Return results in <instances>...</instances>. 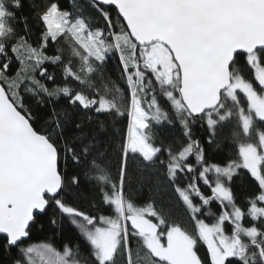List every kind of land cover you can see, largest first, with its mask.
<instances>
[{
    "label": "snow or ice",
    "instance_id": "obj_1",
    "mask_svg": "<svg viewBox=\"0 0 264 264\" xmlns=\"http://www.w3.org/2000/svg\"><path fill=\"white\" fill-rule=\"evenodd\" d=\"M100 4L114 6L115 17ZM20 6V0H0V57L7 58L0 64V234H5L9 247L19 248L16 264H88L79 246L59 250L40 242L21 247L38 215L50 205L80 230L95 264H118L121 257L124 264H206L198 254L201 243L209 264H264V0H97L94 6L104 19L103 27H93L82 15L73 17L53 0L38 13L44 25L39 47L17 37L11 9ZM61 37L80 61L76 70L71 61L64 65L65 79L71 77L85 88L93 86L100 71L97 65L118 52L130 103L125 104L124 89L114 82L110 88L104 85L103 94L96 88L91 96L68 86L49 89L37 79V71L41 77L47 73L41 67L44 62L62 61V55L44 52L49 40ZM13 40L11 51L20 68L10 76L8 47ZM22 85L34 96L64 95L84 109L127 114L118 179L111 175L103 153L91 160L93 178L111 215H90L64 201L69 181L61 164L66 165L69 157L81 163L91 146L77 151L64 140L55 109L47 127L35 126ZM161 99L170 105L188 139L176 151L166 149L167 162L160 160L164 150L151 134L153 123L172 122ZM197 119L206 121L212 136L218 127L234 121L237 158L225 165L208 163L200 142L192 139L190 125ZM130 155L166 167L168 181L190 214L191 231L169 220L155 200L138 204L125 191ZM192 155L198 167L187 163ZM241 169L259 186L246 211L237 205L231 188ZM185 173L195 175L181 187L177 181ZM200 180L210 195L201 191ZM70 183L78 184V178L72 176ZM214 201L221 205L219 215L211 211ZM246 217L251 218L249 226Z\"/></svg>",
    "mask_w": 264,
    "mask_h": 264
},
{
    "label": "trees",
    "instance_id": "obj_2",
    "mask_svg": "<svg viewBox=\"0 0 264 264\" xmlns=\"http://www.w3.org/2000/svg\"><path fill=\"white\" fill-rule=\"evenodd\" d=\"M51 2L53 0H20L21 6L11 9L16 17L13 26L16 28L17 37L26 38L28 43L34 47L41 45L44 25L39 19L38 13L42 12ZM55 2L62 10L68 11L73 17L78 14L82 15L91 22L93 27L104 26V19L94 6L97 2L93 0H55ZM99 7L115 17V8L102 4ZM15 42V40L10 41L8 47V58H11V63L7 74L10 76L15 75L20 68L16 54L11 51V45ZM44 52L48 56L62 55V61L59 63L46 61L41 65L42 68L47 69L44 77L39 75V71L36 73V78L47 85L49 89L57 86H68L73 91L84 90L89 95L94 96L96 95V88H99L101 94H103L104 85L107 84L110 88L112 82H114L124 89L125 104L130 103V93L122 76L118 52L109 53L104 64L102 66L97 65L100 71L94 75V83L91 88H85L71 77L65 79L64 65L71 61L73 69L76 70L80 66V61L71 55L69 42H66L63 37L55 42L49 40ZM6 59L0 57V64L5 62ZM48 75H51L52 79H47ZM23 87L24 85L21 86V95L24 96L26 104L35 117V126L47 127L48 122L52 119V111L55 109L62 119L64 140L70 146L76 147L77 151L85 145L91 146L89 155L82 158L81 163L77 164L69 157L66 165L63 162L61 164V170L66 176V180L69 181L63 192L64 201L68 205L90 215H111L112 209L104 202L101 186L93 178L91 160L98 158L99 153H103V158L111 175L113 178L118 179L122 158L121 145L126 137L129 124L127 114L118 116L114 112L98 113L94 108L84 109L78 103L72 104L67 96L61 95L59 99L48 98L43 93L34 96L23 91ZM160 103L169 112L172 122L153 123L151 134L154 143L164 150L160 154V160L167 162L169 158L166 149L171 147L173 151H176L185 145L188 139L184 134L183 125L178 118L174 117L170 105L164 99H161ZM190 127L192 139L200 142L208 163L225 165L231 159L237 158L234 151L233 132L236 131L234 121L218 127L215 136H212L206 121L203 119H197ZM210 137L211 143H209ZM187 163L198 167L195 155L189 156ZM166 171V167L159 162L155 165H148L140 157L130 155L127 163L125 191L138 204H145L150 199L155 200L157 208H162L169 220L180 223L191 231L193 222L190 219V214L178 193L175 192L173 184L168 181ZM193 175L195 173L181 174L177 182L183 187L191 180ZM72 176L78 178V184L70 183ZM197 183H199L201 191L205 195L211 194L210 190L203 185L202 180L197 181ZM231 188L237 205L245 211L249 207L250 198L254 197L259 191L258 182L246 169H241L233 177ZM210 207L213 213L219 215L221 205L218 201H214ZM200 218H205L206 222L214 221V217L201 216ZM53 219L56 221L55 224L51 223ZM244 223L246 226L251 225V218L246 217ZM40 242L52 243L59 250H62L65 245L73 248L79 246L80 254L82 257L87 258L88 264H95L94 258L90 255V246L81 235L80 230L55 205H50L44 213L38 215L37 222L31 227L28 240L21 247ZM198 250L201 258L205 260L206 264H209L206 246L202 243L198 244ZM141 256H143L142 250ZM20 258L19 248L9 247L5 236L0 235V264H16V261ZM118 264H124L122 257L118 260Z\"/></svg>",
    "mask_w": 264,
    "mask_h": 264
},
{
    "label": "water",
    "instance_id": "obj_3",
    "mask_svg": "<svg viewBox=\"0 0 264 264\" xmlns=\"http://www.w3.org/2000/svg\"><path fill=\"white\" fill-rule=\"evenodd\" d=\"M93 1L97 2V0H93ZM102 5H103V4H102ZM104 6H105V5H104ZM112 7L115 8L114 6H112ZM154 222H155V220H154ZM0 235L5 236V234H0ZM26 240H28V238H27Z\"/></svg>",
    "mask_w": 264,
    "mask_h": 264
}]
</instances>
